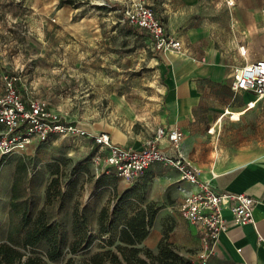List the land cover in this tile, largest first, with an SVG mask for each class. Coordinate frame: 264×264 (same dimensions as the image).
Segmentation results:
<instances>
[{
    "label": "rangeland",
    "instance_id": "374dc122",
    "mask_svg": "<svg viewBox=\"0 0 264 264\" xmlns=\"http://www.w3.org/2000/svg\"><path fill=\"white\" fill-rule=\"evenodd\" d=\"M131 1L0 0V98L4 77L16 76L24 97L44 98L54 112L86 128H116L135 138L144 135L146 101L163 92L164 79L158 71L159 53L149 36L124 20V9ZM120 98L138 118L131 119L116 107ZM225 131L234 145L260 134L254 123H225ZM176 171L157 164L129 182L104 165H95L89 152L60 137L0 153V244L7 242L30 254L31 248L23 247V214L27 212L33 223L44 210L45 219L58 223L67 241L64 260L55 264L70 258L74 264H89L94 254L109 250L120 264H127L125 255L133 254L148 263L165 264L159 248L162 240L185 264H193L202 243L199 246L173 214L160 217L172 208L175 190L182 187ZM54 179L57 185L48 190ZM127 194L129 205L122 208L117 222L149 205L156 210L154 225L135 253L120 241L122 227L112 234L100 232L99 226L102 209L112 215ZM76 220L86 222L88 239L73 254L70 244Z\"/></svg>",
    "mask_w": 264,
    "mask_h": 264
},
{
    "label": "crops",
    "instance_id": "0c3cea01",
    "mask_svg": "<svg viewBox=\"0 0 264 264\" xmlns=\"http://www.w3.org/2000/svg\"><path fill=\"white\" fill-rule=\"evenodd\" d=\"M147 2L167 33L181 41L183 47L180 51L159 53L158 71L164 79V90L158 98L146 101V133L135 138L116 128L81 127L90 134L107 132L116 145L136 150L142 149L159 127L181 129L185 134L182 153L199 169L202 180L218 192L245 193L257 200L253 222L231 225L220 236L217 251L208 264H264V98L257 99L250 92L232 87L235 68L264 57V0ZM115 105L127 117L138 118L125 99L116 100ZM236 113L240 114L239 119L234 118ZM225 123H254L260 134L234 145L225 136ZM161 146L172 153L167 140ZM98 147L92 138L84 139L80 146L91 157ZM157 164L161 163L150 168ZM175 178L180 182V178ZM180 185L172 208L160 217L173 214L200 246V229L185 220L178 209L196 186L186 181ZM222 214L232 220L228 202L223 205Z\"/></svg>",
    "mask_w": 264,
    "mask_h": 264
},
{
    "label": "built area",
    "instance_id": "2783aa9c",
    "mask_svg": "<svg viewBox=\"0 0 264 264\" xmlns=\"http://www.w3.org/2000/svg\"><path fill=\"white\" fill-rule=\"evenodd\" d=\"M124 20L150 37L156 52L180 51L181 41L169 35L162 20L147 0H132L124 9ZM18 77H4V95L0 98V153L11 154L25 149L33 141H48L54 137L69 139L81 146L92 138L99 146L92 157L95 165H104L118 177L134 182L151 166L161 163L175 168L183 181L196 190L187 194L178 209L181 216L202 233V249L193 264H208L217 251L220 236L231 225L243 226L253 222L257 200L245 193L218 192L211 183L200 177V171L183 155L181 146L185 137L179 128L159 127L155 135L145 141L140 150L113 143L109 133L90 134L79 124L53 111L41 98L27 99L17 85ZM232 87L235 91L252 93L264 98V57L234 70ZM167 140L172 153L162 148ZM225 202L233 214L227 220L222 214ZM263 243V239H260Z\"/></svg>",
    "mask_w": 264,
    "mask_h": 264
},
{
    "label": "trees",
    "instance_id": "16d2710c",
    "mask_svg": "<svg viewBox=\"0 0 264 264\" xmlns=\"http://www.w3.org/2000/svg\"><path fill=\"white\" fill-rule=\"evenodd\" d=\"M143 175V174H142ZM141 175V176H142ZM139 179V178H138ZM137 179V180H138ZM136 180V181H137ZM58 183L54 179L48 190L53 189ZM58 192V190H57ZM128 194L121 198V205L118 206L112 215L104 207L100 212L99 226L100 232L112 233L116 227H122L120 230V241L128 246H132L131 252L138 251L136 248L149 234L150 228L154 225L156 210L151 205L144 210H139L135 215L123 217V222H117L118 217L122 215V208L129 205ZM45 211H40L35 222H30L27 212L23 214V222L20 229H26L23 238V247L31 248L30 254L21 251L16 246L4 242L0 244V264H55L63 261L66 256L67 241L60 231L58 223H52L45 219ZM86 222L81 223L78 220L74 223L75 238L70 244V251L75 254L79 247L88 239V231H84ZM19 229V230H20ZM113 234V233H112ZM109 246L113 245V239L110 237ZM45 247V250L37 249ZM160 255L165 258V264H185L184 260L169 249L168 243L162 240L160 243ZM132 253V254H133ZM127 264H154L148 263L146 258H140L136 255H125ZM63 264H74L73 259L65 261ZM89 264H120L118 256L111 250L94 254Z\"/></svg>",
    "mask_w": 264,
    "mask_h": 264
},
{
    "label": "bare ground",
    "instance_id": "6f19581e",
    "mask_svg": "<svg viewBox=\"0 0 264 264\" xmlns=\"http://www.w3.org/2000/svg\"><path fill=\"white\" fill-rule=\"evenodd\" d=\"M235 119H239L240 118V114L236 113L233 115ZM80 126H82V124H80Z\"/></svg>",
    "mask_w": 264,
    "mask_h": 264
}]
</instances>
